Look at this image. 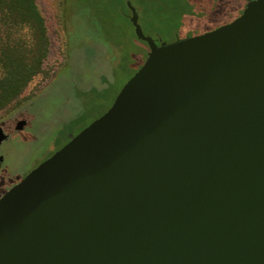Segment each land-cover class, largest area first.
Masks as SVG:
<instances>
[{
  "label": "water",
  "instance_id": "95a60500",
  "mask_svg": "<svg viewBox=\"0 0 264 264\" xmlns=\"http://www.w3.org/2000/svg\"><path fill=\"white\" fill-rule=\"evenodd\" d=\"M126 7L146 58L0 199V264H264V0L159 45Z\"/></svg>",
  "mask_w": 264,
  "mask_h": 264
},
{
  "label": "rangeland",
  "instance_id": "374dc122",
  "mask_svg": "<svg viewBox=\"0 0 264 264\" xmlns=\"http://www.w3.org/2000/svg\"><path fill=\"white\" fill-rule=\"evenodd\" d=\"M249 0H132L143 33L161 42L171 43L214 30L235 19ZM48 30L49 48L42 71L35 76L22 99L45 96L47 88L67 73L81 89H98L82 97L64 98L68 94L58 87L51 104L41 103L34 109H46L36 119L35 139L9 148V162L14 172L21 173L35 158L47 155L52 147L61 146L111 106L122 86L139 69L146 58L147 45L138 41L124 17L122 0H36ZM70 22L74 24L67 36ZM152 24V25H150ZM68 28V30H67ZM112 40L119 46L107 47ZM101 44H91V42ZM107 47V48H106ZM125 62H122V57ZM105 80L108 81L105 84ZM86 87V88H85ZM49 89V88H48ZM56 93V92H54ZM28 104L10 110L13 118ZM6 112L0 113V120ZM24 167V168H25Z\"/></svg>",
  "mask_w": 264,
  "mask_h": 264
},
{
  "label": "trees",
  "instance_id": "16d2710c",
  "mask_svg": "<svg viewBox=\"0 0 264 264\" xmlns=\"http://www.w3.org/2000/svg\"><path fill=\"white\" fill-rule=\"evenodd\" d=\"M122 2L124 17L128 19L129 10L125 0ZM129 25L133 31L130 22ZM67 26L70 28L67 31V36L70 39L74 24L70 22ZM107 43L108 48L109 44L113 47L119 46L112 40ZM91 44L101 43L97 41L91 42ZM48 48V30L36 0H0V113L8 114L10 110L28 104L24 111L30 115L36 112L37 115L33 114L34 117L41 116L47 112L48 108L41 110L34 109L33 106L45 103L49 107L51 105L49 101L53 100L60 85H63L68 91L64 98L82 97L98 90L83 88L78 93L75 79H72V75L67 73L70 66H67L62 70L58 79L51 81L52 84L48 87L49 89L47 88L45 96L36 95L30 99H22L30 81L41 73L43 62L48 55ZM125 60L123 56L122 62ZM107 82L105 80V84ZM34 122H36L35 118Z\"/></svg>",
  "mask_w": 264,
  "mask_h": 264
},
{
  "label": "flooded vegetation",
  "instance_id": "af4514ba",
  "mask_svg": "<svg viewBox=\"0 0 264 264\" xmlns=\"http://www.w3.org/2000/svg\"><path fill=\"white\" fill-rule=\"evenodd\" d=\"M126 1L127 0H125V3ZM129 17H130V12H129L128 19ZM154 40L156 41L158 45L161 43V41L158 39H154ZM12 114L13 113L8 114L0 120V137H5L3 140H0V199L12 187L18 184L28 173H30L33 169H35L42 162L50 158L56 151H58L63 145H65L74 136V135L70 136L69 139H67V141L63 143L61 146L52 147L47 155H42L41 158H35L34 159L35 161L29 167H25L27 165L24 163L22 165L23 171L21 173L14 172L11 166V162H9V157H10L9 148L13 146L14 144L21 145L24 142H28L29 139L31 140L35 139L36 133H35L34 120H32L31 115L27 111L19 113L13 118L11 117ZM22 121L24 122V125L19 126L18 125L19 122H22Z\"/></svg>",
  "mask_w": 264,
  "mask_h": 264
}]
</instances>
